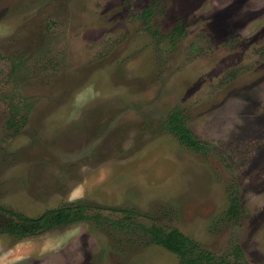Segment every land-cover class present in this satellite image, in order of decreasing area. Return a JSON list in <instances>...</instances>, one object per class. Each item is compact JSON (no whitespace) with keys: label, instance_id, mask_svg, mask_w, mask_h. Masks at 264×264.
I'll use <instances>...</instances> for the list:
<instances>
[{"label":"rangeland","instance_id":"1","mask_svg":"<svg viewBox=\"0 0 264 264\" xmlns=\"http://www.w3.org/2000/svg\"><path fill=\"white\" fill-rule=\"evenodd\" d=\"M173 111L205 150L169 130ZM77 201L89 218L0 233V264H178L153 223L264 264V0H0V204Z\"/></svg>","mask_w":264,"mask_h":264},{"label":"trees","instance_id":"2","mask_svg":"<svg viewBox=\"0 0 264 264\" xmlns=\"http://www.w3.org/2000/svg\"><path fill=\"white\" fill-rule=\"evenodd\" d=\"M153 11L152 6H148L140 17L148 23V18L153 14ZM176 29L184 30L181 26H177ZM31 108H33V102L30 99H24L22 103L12 104L8 125L15 134L20 133L22 127L26 124ZM168 126L169 130L186 146L197 151L205 150V143L196 137L180 111H173L169 114ZM122 211L125 214L124 219L137 215L132 209L124 208ZM2 213L9 215L10 219L7 223H0V233L7 232L14 236L26 237L57 226L87 219L90 217V208L84 202H69L57 207H50L40 215L31 216L0 204V215ZM240 213L237 195L232 192L227 216L229 218H238ZM142 228L152 236L154 242L176 252L179 255L178 264H241L239 258L242 257L243 252L238 245H236V260L233 261L224 257H217L213 252L205 249L199 242L177 227L166 228L153 223L150 226L143 224Z\"/></svg>","mask_w":264,"mask_h":264}]
</instances>
